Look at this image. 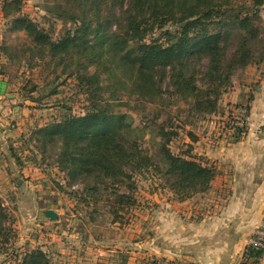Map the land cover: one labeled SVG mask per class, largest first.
Segmentation results:
<instances>
[{
    "label": "trees",
    "instance_id": "16d2710c",
    "mask_svg": "<svg viewBox=\"0 0 264 264\" xmlns=\"http://www.w3.org/2000/svg\"><path fill=\"white\" fill-rule=\"evenodd\" d=\"M0 1L6 19L2 57L13 59L34 51L41 52L42 57L61 56L63 70L73 67L89 87L92 100L85 113L65 115L32 131L39 148L59 146L57 163L70 181L94 179L95 184L89 187L94 190L96 181L112 185L121 182L133 188V174L154 167L166 178V188L181 201L210 189L215 166L195 156L191 144L184 151L173 152L170 143L178 135L176 131L159 128L161 162L137 139L126 138L135 130L131 118L127 112L109 110L111 96H103L101 83L105 77H117L121 72L134 92L155 97L162 92L159 83L169 68L174 91L191 100L194 110L218 113L220 96L233 85L234 71L264 60V55L257 60L251 48V41L261 36L257 21L264 0H129L127 7L121 3V11L115 10L119 0H69L85 8L82 13L72 8L62 12L74 27L57 40L24 11V0ZM102 3H109L105 14L100 11ZM89 8L96 10L95 15L83 13ZM169 22L176 29H166L162 34L165 40H148L155 28L162 29ZM234 32L239 36L238 46L227 57L226 42ZM205 58L209 59L207 72L200 78L191 63ZM0 68L6 76L1 64ZM240 107L249 112L248 105ZM242 136L238 133L235 140ZM13 157L22 164L21 156L14 152ZM134 203L132 196L115 193L114 220L121 218L120 206ZM8 218L0 196V243L9 232L5 225ZM258 255L259 251L248 248L244 259L256 262ZM20 264L51 262L48 253L37 247L25 251Z\"/></svg>",
    "mask_w": 264,
    "mask_h": 264
},
{
    "label": "rangeland",
    "instance_id": "374dc122",
    "mask_svg": "<svg viewBox=\"0 0 264 264\" xmlns=\"http://www.w3.org/2000/svg\"><path fill=\"white\" fill-rule=\"evenodd\" d=\"M121 3L127 7L129 0H119L115 10L121 11ZM108 6L109 3H102L101 13H107ZM23 8L40 27L57 40L74 27L62 12L66 8H72L82 13V8L85 7L69 0H24ZM87 12L92 16L96 10L89 8L83 13ZM259 15L257 24L261 28V36L251 41L252 53L257 60L264 55V5L260 8ZM166 29L174 31L176 27L169 22L162 29L155 28L148 40H165L166 35L162 34ZM238 40L236 32L227 40V57L232 56ZM41 54L34 51L29 56L17 55L13 59L4 55L0 63L13 84V90L26 100L32 111L23 126V132L16 137L18 148L15 154L21 156L22 163L26 161L43 170L53 187L51 190L60 194H50L46 188H33L27 183L28 178L23 173L16 178L23 183L21 188L13 185L0 191L9 215L5 221L9 232L0 243V264H20L24 252L37 247L48 253L51 264H166V260L150 254L144 246H140V242L148 234L152 235L150 226L142 218L146 213H151L152 216L159 205L152 197L155 193L158 196L163 193V197L172 198L163 175L150 167L133 174V188L121 182L112 185L110 182L106 184L96 181L97 189L94 190L89 188L95 184L94 179L70 181L67 173L59 168V146H49L45 150L37 146L32 136L36 127L61 119L65 115H81L88 110L92 100L87 92L89 87L82 81L79 72H75L73 67L68 71L63 70V62L59 63L61 56L46 54L42 57ZM208 62V58L192 61L191 69L201 78L207 72ZM262 62L264 60L259 63L252 62L245 68L234 71L233 85L221 94L220 108L216 114H204L194 110L191 100H185L177 94L171 82L169 68L159 83L162 92L158 96H140L133 91L130 80L121 72L117 77H105L100 92L104 91L105 98L110 94L109 110H121L129 114V121L135 130L127 134L126 138L137 139L146 151L161 162L158 132L160 127L164 126L167 130L178 133L170 143L175 153L186 150L192 139L189 133H194L192 129L202 130L204 123L210 119L225 117L222 121L229 128L235 121L238 109L246 103L250 95L249 92L239 90L243 85L250 86L254 83V69L262 66ZM103 101L106 99L103 98ZM118 103H122V106L117 107ZM39 181L40 179L33 180V185ZM34 192L40 193V198H37L38 203L31 208L24 201V196L33 195ZM115 193H126L135 201L131 206L118 208V216L121 217L118 220H114L113 213ZM200 194L202 193L194 197H200ZM50 206L58 212V219L55 221L45 215L44 209ZM32 211L36 214L33 215ZM47 233H52L55 237L48 236ZM97 249L110 250L108 253H112V250L116 252H113L112 260L107 262L108 254L103 252L97 256Z\"/></svg>",
    "mask_w": 264,
    "mask_h": 264
},
{
    "label": "crops",
    "instance_id": "0c3cea01",
    "mask_svg": "<svg viewBox=\"0 0 264 264\" xmlns=\"http://www.w3.org/2000/svg\"><path fill=\"white\" fill-rule=\"evenodd\" d=\"M5 21L0 1V46ZM252 80L254 83L239 90L250 94L244 104L249 106L245 135L238 140L230 136L222 121L225 117L210 119L202 130L192 129L194 133H189L192 153L212 163L217 170L208 192L183 201L171 190L172 198L163 197V193L160 197L156 193L151 196L159 205L152 216L146 213L142 218L152 235L140 242L150 254L181 264H240L243 260L250 235L264 219V62L256 66ZM30 108L3 75L0 78V191L13 185L21 188L23 183L16 178L23 173L33 188L60 194L52 191L43 170L26 161L19 164L13 157L18 148L16 137L24 130L32 113ZM35 179L40 181L33 185ZM39 195L34 192L23 199L34 208ZM49 208L53 209L50 206L44 212ZM109 251L97 249L96 255L108 254L109 262L116 250Z\"/></svg>",
    "mask_w": 264,
    "mask_h": 264
},
{
    "label": "built area",
    "instance_id": "2783aa9c",
    "mask_svg": "<svg viewBox=\"0 0 264 264\" xmlns=\"http://www.w3.org/2000/svg\"><path fill=\"white\" fill-rule=\"evenodd\" d=\"M2 76L3 75L0 72V78H2ZM248 118L249 112L246 107H240L236 113L235 121L232 123V125H229L230 136L235 138L238 133H240L241 135H245ZM248 248H252L259 251L257 260L256 262H254V260L244 259L243 257V260L240 264H264V219L257 227H255L253 233L250 235L246 250H248Z\"/></svg>",
    "mask_w": 264,
    "mask_h": 264
},
{
    "label": "water",
    "instance_id": "95a60500",
    "mask_svg": "<svg viewBox=\"0 0 264 264\" xmlns=\"http://www.w3.org/2000/svg\"><path fill=\"white\" fill-rule=\"evenodd\" d=\"M45 215L53 221L58 219V212L51 208L45 210Z\"/></svg>",
    "mask_w": 264,
    "mask_h": 264
}]
</instances>
